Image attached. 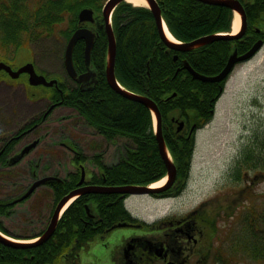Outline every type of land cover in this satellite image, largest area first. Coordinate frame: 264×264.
I'll return each mask as SVG.
<instances>
[{"label":"trees","instance_id":"obj_1","mask_svg":"<svg viewBox=\"0 0 264 264\" xmlns=\"http://www.w3.org/2000/svg\"><path fill=\"white\" fill-rule=\"evenodd\" d=\"M105 1L0 0V46L2 49L17 52L21 48L30 46L35 39L54 35L59 27H63L61 32L67 41L74 31L82 26L78 18L80 11L84 8L93 9L98 26V39L92 52V61L100 79L99 90L93 92L94 95L96 94L95 98L88 100L86 104L85 93L79 88L67 93L65 90L67 84L59 81V88L52 87L51 100L59 102L64 99L62 104L74 106L108 139L120 138L123 135L133 139L132 147L117 166L112 170L105 169L109 184H149L163 177L166 167L153 134L149 109L117 94L107 83L105 74L107 37L102 17ZM159 1L169 30L180 41L188 42L205 35L231 32L233 11L229 8L200 0ZM240 1L244 4L247 14L246 35L232 41L218 40L189 53L167 48L158 32L153 14L147 8L135 7L123 2L117 6L112 16L118 48L116 76L127 89L148 96L158 103L166 125V142L183 176L189 171L193 146L192 141L188 143L174 133L170 120L172 113L191 118L200 127L203 126L213 117L211 111L215 101L213 102L212 99L214 97L216 99L225 81L219 84L203 83L193 80L184 69L177 75L175 73L182 66L183 59H187L198 72L209 76L216 75L224 69L234 46L238 47L240 54H243L250 49L257 38L263 37L264 34L257 33V28L261 24L264 26V0ZM175 54L179 55V60L176 62ZM1 57L5 56L0 54ZM74 61L78 71L85 70L83 41L76 46ZM173 93L177 95L168 99ZM191 110L195 115L189 113ZM262 142L260 141L259 144ZM261 147L263 152L264 143ZM256 152L258 154V149L255 151L250 148L247 151L246 166L251 169L244 170H258L256 168L259 155H256ZM77 202L66 211L62 220H65L74 209L71 222L79 223V216L83 215L84 211L82 206L75 207ZM120 208L123 211L122 205ZM9 215L6 205L0 199V231L21 239L36 236L34 234L22 238L19 237L22 235L12 234L4 226V220ZM62 220L55 235L41 246L13 248L0 242V264L53 262V255L66 245L64 239L66 236L62 233L65 229ZM256 223L253 218L249 225L253 239L249 247L255 245L254 241L256 242L258 237L264 239V228L259 231ZM67 229H73V226L70 224ZM238 237L240 234L234 236V242L239 241L244 246V242ZM231 249L235 248L232 246ZM261 250L264 251L263 246ZM33 256L35 257L32 258ZM254 256L256 257V252Z\"/></svg>","mask_w":264,"mask_h":264},{"label":"rangeland","instance_id":"obj_2","mask_svg":"<svg viewBox=\"0 0 264 264\" xmlns=\"http://www.w3.org/2000/svg\"><path fill=\"white\" fill-rule=\"evenodd\" d=\"M62 29L63 27H59L54 35L35 39L30 46L21 48L16 53L0 46V54L5 56L0 58V62L9 65L15 71L32 62L39 73L66 80L64 52L67 41L62 35ZM25 77L23 74L16 80L6 72H0V137L13 135L47 108L48 101L42 99L44 95H50L51 91L45 90L42 85L34 86L30 92L42 101L33 102L36 99L30 98L29 86L24 84ZM27 82L29 84V81ZM68 83L71 84L69 80ZM74 114L72 109H56L43 124V133L48 132L52 137L54 135V140L77 133L89 141V136L94 134L93 130L83 122L73 126L71 120L79 116ZM61 117L65 119L61 120ZM263 139L264 46L251 60L235 67L227 80L224 93L216 104L214 118L197 131L190 177L180 197L166 200H154L147 196L132 197L126 202V207L132 214L151 221L163 217L172 210L183 215L204 202H208L211 209L215 205L224 208L229 204L230 215L221 216L217 222V229L221 230V233L218 241L213 243L214 249L223 250L220 255L225 259L224 264H264V251L261 250L262 246L264 247V239L258 237L256 242L254 241V246H248L253 243L249 229L252 219L255 218L257 221L259 231L264 228V171H260L264 169V151L261 152ZM93 140L92 144L103 146V141L99 137ZM260 141L262 143L259 144ZM118 142L116 150L108 153L109 162L113 164L119 162L125 153L122 149L123 140L120 139ZM249 147L255 151L258 149V154L256 152L260 159L258 170L238 169L244 165L243 152ZM55 150L57 152L53 159L56 162L62 157L58 153L61 148L56 147ZM64 160L65 158L62 159L63 162ZM66 171L67 169H48L44 173L59 172L62 176ZM21 180H24L23 174L17 177V181ZM8 187L9 185L0 182V190H6ZM47 193V190L40 189L32 199L16 206L13 215L4 220V226L14 235L26 231L29 218L25 211L30 208L34 223L29 226L32 229L38 227L39 224L34 217L43 214L42 203L49 196ZM228 226L231 235L234 230H239L236 235L240 234L238 238L244 242V246L241 242H234V239L224 235V230ZM232 246L235 249H231ZM89 263L97 264L95 260Z\"/></svg>","mask_w":264,"mask_h":264},{"label":"flooded vegetation","instance_id":"obj_3","mask_svg":"<svg viewBox=\"0 0 264 264\" xmlns=\"http://www.w3.org/2000/svg\"><path fill=\"white\" fill-rule=\"evenodd\" d=\"M82 26H94L98 30L96 21L93 24H83ZM85 72H87V66L85 70L78 71L79 74ZM24 75L29 80V73L26 72ZM97 77L92 76L86 84H80L69 77L72 81H70L71 84L68 83L67 79L63 80V83L67 84L65 90L68 93L79 88L86 94L84 99L88 104V100L95 98L96 94L94 95L93 92L99 90L100 79L97 80ZM46 88L52 90L50 87ZM34 95V93L30 95L32 100L36 99L33 102L47 100V108L13 135L0 137V176L4 184L7 185L9 182L15 187L21 186L22 189L30 187L37 180L50 179L34 192L36 194L40 189H45L52 199L51 201L46 198L44 200L43 211L47 214L34 217L39 224L38 227L30 228L29 225L34 223L33 218H30L32 212L30 208L25 211L29 218L26 227L41 235L50 221L51 214L50 210H47V206L50 207L51 204L53 213L58 200L60 201L73 189L79 188L80 181H83L81 187L97 186L112 189L120 186L109 184L105 169L112 170L117 166L122 158L127 155L129 148L132 147L133 139L124 135L120 138L108 139L95 126L91 125L74 106L62 104L64 99L54 102L51 100L52 94L44 95V98L41 96L42 100L34 97ZM58 108L72 109L75 112L74 116L79 115L73 118L71 123L74 126L76 123L83 122L91 128L94 134L89 136V141L88 138L77 135V133L64 136L59 140H54V135L52 137L48 132L43 133V124ZM60 119H65V117ZM96 137L103 141V146L92 144ZM120 139L123 140L122 149L125 153L119 162L113 164L109 162L108 153L110 151L113 153L116 150ZM35 141L37 142L36 148L14 165H10V160L14 156L20 154L24 148ZM56 147L61 148L58 153L61 154L62 159L65 158L64 162L62 159L54 161V154L57 152ZM17 169L23 171L17 172ZM48 169H67V171L62 176L59 172L44 173ZM20 174L24 175L23 181H17ZM181 183L182 181L178 177L169 190L158 194V197L154 199L162 200L175 195L179 191ZM15 194H8L9 196L6 198H12ZM131 197L124 193L110 191L89 192L81 195L75 205L77 208L82 206L84 211L83 215L79 216V223L72 224L73 221L71 222L70 218L74 209L65 220L61 219L64 222L65 229L62 233L66 236L64 239H66L65 247L67 248L59 256L58 264H90L89 261L91 260H95L97 264H221L219 261L224 264V257L216 256L218 253L213 246L221 233V230L217 229V222L220 220L218 218L222 209L219 207L211 209L207 203H202L183 215L168 214L156 220L148 221L132 215L124 208ZM120 204L124 205V207L122 206L123 211ZM226 214L229 215V211ZM70 224L73 229H67ZM224 231V235L227 236L228 228Z\"/></svg>","mask_w":264,"mask_h":264},{"label":"water","instance_id":"obj_4","mask_svg":"<svg viewBox=\"0 0 264 264\" xmlns=\"http://www.w3.org/2000/svg\"><path fill=\"white\" fill-rule=\"evenodd\" d=\"M125 0H109L106 4V6L103 8V16L105 19V25H106V32H107V36H108V65H107V79H108V83L110 84V86L119 94L138 101L140 103H142L143 105L147 106L148 108H151L152 110L155 111L156 116H157V120H158V134L156 136L157 141H158V145H159V149L162 155V158L167 166V170L170 176V181L169 183H167V185H165L164 187L161 188H149L147 186H122V187H116V188H103V187H87L84 189H79V190H75L73 192H71L68 196H66L64 199H62V201L59 203V205L57 206L53 218L51 220V224L49 225L48 229L46 230V232L44 233V235L41 237V239L39 241L36 242H32V243H21V242H17L11 239H8L7 237H5L4 235H2L0 233V242L8 245V246H12V247H16V248H29V247H34L40 244H43L44 242L48 241L50 239V237L53 235L55 228L57 226V222H58V215L60 213V211L62 210V208L68 203V201L75 195L80 194V193H89V192H94V193H101V192H106V191H110V192H120V193H129V194H151V193H160L165 191L174 181L175 177H176V167L175 165L171 162V160L168 157L167 151H166V147H165V141H164V137L162 135V130H161V116H160V112L158 110V106L156 105L155 102H153L152 100H150L147 97H142V96H138L135 94H132L124 89H122L116 79V75H115V60H116V54H117V43H116V38H115V34L114 31L112 29L111 26V22H110V16L112 14V12L115 10V8L122 3ZM149 5H150V9L152 10L154 17H155V21L157 24V27L159 29V33L162 37V39L165 41L166 45L174 50H178V51H183V52H188L191 51L193 49L199 48V47H203L205 45H208L214 41H218V40H231V39H235L238 37H241L246 29V24H247V20H246V13H245V9L242 6V4L240 3L239 0H201L203 2H207V3H211V4H216V5H223L226 6L227 8L236 11L238 13L241 14L242 16V31L240 33V35H209V36H205V37H201L195 41L189 42V43H177L176 41H171L165 31H164V21L162 19V14H161V9L157 3L156 0H147ZM79 19L80 22H94V11L92 9H83L80 14H79ZM85 40L86 41V49H85V60H86V64L89 67V70L87 73L82 74L80 76H78V73L75 69L74 66V61H73V52L75 49L76 44L78 43L79 40ZM96 41V33L93 30L90 29H85V28H81L78 29L77 31H75V33L72 35L67 48H66V52H65V66H66V70L68 72V74L77 82L79 83H88L90 81V78L93 76H96L95 71H93L91 69V52L93 49V46L95 44ZM263 41H258L257 43L254 44V46L245 54L243 55H239L237 50H234V52L230 55L228 63L226 65V67L223 69V71L214 76V77H209V76H205L202 74H199L198 72H196L194 69H192L189 64L187 62H185V68H187L190 73L192 74L194 79H198L201 80L203 82H220L222 80H224L229 73L232 71V69L234 68L236 63L245 61L250 59L251 57H253L255 55V53L258 51V49H260V47L262 46ZM6 69L13 77H18L22 72H29L30 73V82L34 85L37 84H44L47 86H51L53 83H55L56 81H52V82H47L46 79L44 77H38L34 71L33 65H27L24 68L20 69L17 72H13L10 67L1 64L0 65V69ZM37 145V142L35 141L34 143H32L31 145L27 146L26 148H24V150L16 157L12 158L10 163L14 164L16 163L18 160H20L23 156H25V154L29 153L33 148H35ZM50 179L45 178L42 179L40 181L35 182L32 187L20 198L16 199L13 201V203L16 202H20L22 200H24L25 198H27L37 187L41 186L42 184L46 183L47 181H49ZM109 189V190H107Z\"/></svg>","mask_w":264,"mask_h":264},{"label":"bare ground","instance_id":"obj_5","mask_svg":"<svg viewBox=\"0 0 264 264\" xmlns=\"http://www.w3.org/2000/svg\"><path fill=\"white\" fill-rule=\"evenodd\" d=\"M129 3L135 5V6H148L149 3L147 0H127ZM241 26V15L239 13H235L234 18H233V33H237L240 29ZM164 31L167 35V37L170 40H174L173 36L171 35V33L169 32V30L167 29L166 24L164 23ZM167 178H163L160 181L156 182L153 184V187H159L162 186L165 182H166ZM67 207V206H66ZM65 207V208H66ZM64 208V209H65Z\"/></svg>","mask_w":264,"mask_h":264}]
</instances>
